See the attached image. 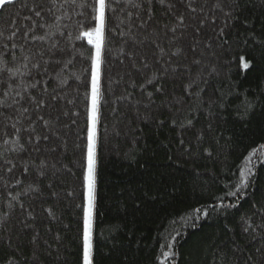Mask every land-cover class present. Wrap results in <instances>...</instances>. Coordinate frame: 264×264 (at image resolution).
I'll return each mask as SVG.
<instances>
[{"label": "snow or ice", "instance_id": "6c2138e0", "mask_svg": "<svg viewBox=\"0 0 264 264\" xmlns=\"http://www.w3.org/2000/svg\"><path fill=\"white\" fill-rule=\"evenodd\" d=\"M178 2L183 10L177 8V0H20L27 12L15 21L10 20L8 27H0V243H5L3 234L12 216L19 211L20 223L34 230L29 242L33 246L30 264H39L36 249L40 246L41 234L35 231L36 221L43 216L49 223L62 224V206L72 205L77 199L79 203L74 207L78 209L79 264H96L101 105L108 97L109 85L104 81L105 64L110 58L130 66L115 81L117 85H125L118 95L113 91L115 101L131 105L137 116L155 129L167 128L175 133V142L185 156L203 152L212 157L213 145L219 147L221 140L225 144L231 141V136L225 137L221 130L228 117L235 114L236 119L247 122L261 106L258 100L246 97L235 102L231 97L237 94L231 87L217 89L205 97L203 86L208 83L207 77L218 76L219 67L211 62L205 64L203 51L197 58L201 30L209 24L214 34L203 43L213 54L217 47L222 51L225 46L231 47L232 29L237 24L243 29L244 44L251 43L264 50V33L258 34L252 21L243 17L241 0ZM261 2L264 4V0ZM16 3L17 0H0V10ZM157 7L163 10L162 20L156 18ZM188 19L197 21L193 29L197 38L191 47L194 55L184 65L179 62L184 55L183 48L176 41L187 31ZM161 35L167 44L161 41ZM241 62L245 69L252 67L250 60L241 57ZM131 70L140 77L139 82ZM185 74L187 83L181 84V92L169 96L163 82L168 79L175 82L177 76ZM81 88L85 102L84 138L82 143L73 146V154L79 150L80 191L77 194L56 181L62 174H72L76 167V163L71 166L65 163L69 144L63 129L79 123L80 112L73 110L76 100L71 93L74 90L78 97ZM129 89H139L141 98L136 99ZM156 94L161 97L159 108H156ZM261 98H264V89H261ZM154 108L156 115H153ZM199 118L205 123L197 128ZM189 132L195 133V143L188 139ZM209 138L211 143L205 146ZM161 143L168 148L172 140L166 136ZM125 156L135 160L137 153L133 150ZM168 159L174 157L169 155ZM254 159L264 164V144L253 148L245 157L238 183L227 187L224 196L217 197L218 203L212 208L218 214L238 206L226 199H240L243 191L251 186L256 176ZM158 194L145 190L142 197L155 199ZM193 213L194 216L188 217L193 222L209 215L201 208L193 209ZM240 228L243 233L258 235L264 241V203L253 206L250 214L241 217ZM70 230L68 225H63L53 236L57 257L64 244L61 232ZM178 235L179 232L165 238L156 258L158 264H177ZM42 243L51 255L53 244L48 240ZM6 244L12 247L10 236ZM20 251L17 244L6 257L0 258V264H22ZM256 251L264 257V248ZM253 260L254 257L248 256L245 264ZM23 264H29L27 256L23 257ZM212 264H230L228 251L220 249L213 253ZM260 264H264V259Z\"/></svg>", "mask_w": 264, "mask_h": 264}, {"label": "trees", "instance_id": "16d2710c", "mask_svg": "<svg viewBox=\"0 0 264 264\" xmlns=\"http://www.w3.org/2000/svg\"><path fill=\"white\" fill-rule=\"evenodd\" d=\"M241 7L243 17L252 21L256 32L264 33V4L261 0H241ZM177 8L183 10V5L178 0ZM25 12L27 9L22 7L20 0H17L15 6L8 5L0 10V27H8L10 20H17ZM156 18H163V10L159 7L156 8ZM221 20L222 17L218 18L217 23ZM187 23V31L176 41L183 48L184 55L180 57L179 62L184 65H188L194 55L191 47L197 38L193 31L197 21L188 19ZM242 32L241 25H235L232 29L231 47L225 46L223 51L217 47L214 54L206 49L203 43L214 34L211 24L202 29L199 36L201 46L197 50V58L198 53L203 51L204 63L211 62L219 67L218 76L207 77L205 71L208 79V83L203 86L206 89L205 97L212 95L217 89L227 90L231 87L233 93L237 94L231 97L235 102L238 103L240 98L246 97L258 100L261 105L247 122L236 119L235 114L228 117L221 130L224 131L225 137L231 136V141L225 144L221 140L219 147L213 145L212 157L203 152H194L190 157L183 155L181 146L175 142V133H170L167 128L155 129L151 124L144 123L131 105L115 101L113 91L118 95L125 87L124 84L117 85L115 81L129 71L130 66L111 58L105 64L107 76L104 82L109 88L108 97L101 105L102 140L99 208L96 220V264H158L156 258L160 253L161 244L165 242L166 237L170 234L175 236L177 232V264H212L213 253L220 249L228 251L230 264H245L248 256L254 257L251 264H260L264 259L256 251L257 248H264L261 237L249 236L240 228L241 217L246 213L250 214L253 206L264 203V164L254 159L256 176L251 186L243 191L240 199H226V202L235 203L237 207L223 210V214H218L212 208L218 203L217 197L224 196L227 187L238 183L240 170L249 152L264 144V98H261V89H264V50L254 47L251 43L244 44ZM161 41L167 44L163 35ZM241 57L245 61H252V67L245 69ZM131 71L139 82L140 77L134 70ZM127 80L128 77L125 76V81ZM163 83L169 96L179 94L181 84L187 83L186 74L183 77L177 76L175 82L168 79ZM129 91L135 93L136 99L141 98L139 89ZM71 96L76 100L73 110H78L80 115L78 125L63 129L69 144L68 159L65 163L70 166L71 163H76V167L72 169V174H62L56 183L73 189L78 194L79 150L76 149L73 154V146L82 143L84 138L83 89L81 88L78 97L74 90ZM160 103L161 97L156 94V108H159ZM156 108L153 109V115H156ZM204 123V119L199 118L197 128ZM166 136L172 140L168 148L161 143ZM194 136V132L187 134L193 143ZM210 143L209 138L205 141V146ZM133 150L136 151L137 158H126L125 153ZM169 155L174 159L169 160ZM145 190L159 194L155 199L145 200L142 197ZM78 203L77 199L72 205L62 206V224L49 223L43 216L36 221L35 231L41 234V243L36 249L39 264H79L76 232L78 209L74 207ZM195 208L205 209L209 215L200 216L193 222L188 217L195 215ZM21 219L19 211L12 216L8 229L3 234L5 243H0V258L6 257L18 244L22 249L18 253L22 264L24 256L29 258L30 264L33 246L29 242L34 230L24 228L20 223ZM63 225H68L71 230L61 232L64 244L60 247V255L57 257L53 236ZM48 228L52 229L51 233ZM9 236L12 239L11 248L6 244ZM43 240L53 244L51 255L47 246L42 243Z\"/></svg>", "mask_w": 264, "mask_h": 264}]
</instances>
